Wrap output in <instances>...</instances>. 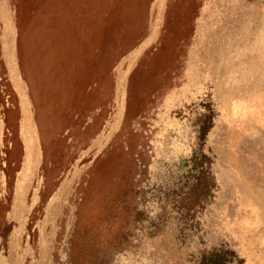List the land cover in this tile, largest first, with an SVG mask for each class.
<instances>
[{"label": "rangeland", "instance_id": "1", "mask_svg": "<svg viewBox=\"0 0 264 264\" xmlns=\"http://www.w3.org/2000/svg\"><path fill=\"white\" fill-rule=\"evenodd\" d=\"M263 188L264 0H0V264H264Z\"/></svg>", "mask_w": 264, "mask_h": 264}, {"label": "bare ground", "instance_id": "2", "mask_svg": "<svg viewBox=\"0 0 264 264\" xmlns=\"http://www.w3.org/2000/svg\"><path fill=\"white\" fill-rule=\"evenodd\" d=\"M237 113V112H236ZM242 120V119H241ZM244 120V119H243ZM253 120V119H252ZM243 123V122H242ZM223 124V123H222ZM219 125H221V124H219ZM247 125V124H246ZM249 125V124H248ZM254 127V126H253ZM219 129V128H218ZM260 131V130H259ZM216 134V133H215ZM219 136V135H218ZM219 138V137H218ZM221 138V137H220ZM247 144V143H246ZM224 147V146H223ZM220 150H222V149H220ZM223 151V150H222ZM246 154V153H245ZM248 156V155H247ZM252 156V155H251ZM248 163V162H247ZM259 163V162H258ZM260 165V164H259ZM237 166V165H236ZM242 168V167H241ZM244 170H246V169H244ZM259 176H260V174H259ZM257 178V177H256ZM255 179V178H254ZM239 180V179H238ZM258 180H260V179H258ZM245 181V180H244ZM230 182V181H229ZM240 182V181H239ZM254 182V181H253ZM262 182V181H261ZM231 183V182H230ZM257 183V182H256ZM246 184V183H245ZM241 185H243V184H241ZM257 186H259L258 184H257ZM261 187H262V185H260ZM260 187V188H261ZM246 188H249V187H246ZM264 189V188H263ZM250 190H251V188H250ZM237 193V192H236ZM256 196V195H255ZM257 197V196H256ZM240 201H238V203H239ZM244 203H245V201H244ZM262 203V202H261ZM264 203V202H263ZM242 204V203H241ZM248 204V203H247ZM245 205V204H244ZM250 205V204H249ZM249 205H247V206H249ZM259 205H260V203H259ZM246 206V205H245ZM261 207V209H262V207L263 206H260ZM219 209V208H218ZM240 211V210H239ZM245 211V210H244ZM224 212V211H223ZM227 212V211H226ZM236 212H237V210H236ZM239 213V212H238ZM237 213V214H238ZM220 214H221V212H220ZM220 216V215H219ZM264 216V215H263ZM229 219V218H228ZM248 219V218H247ZM222 221V220H221ZM257 222V221H256ZM215 223V222H214ZM223 225H224V223H223ZM231 225V224H230ZM257 225V224H256ZM229 227V226H228ZM232 227V226H231ZM230 227V228H231ZM214 228H215V226H214ZM222 229H223V226L221 227ZM225 228V227H224ZM223 230H227L226 228L225 229H223ZM221 231V230H220ZM231 231H233V230H231ZM224 232H226V231H224ZM221 233H223V232H221ZM243 233H246V232H243ZM258 233V232H257ZM256 233V234H257ZM234 234V233H233ZM258 235V234H257ZM257 235H255L256 237H257ZM245 236H247V235H245ZM254 236V237H255ZM243 237V236H242ZM255 237V238H256ZM246 239H247V237H245ZM242 240V239H241ZM244 240V239H243ZM262 241V240H261ZM247 242V241H246ZM253 242H254V240H253ZM260 242V241H259ZM257 243V242H256ZM255 244V243H254ZM252 245H253V243H252ZM259 245V244H258ZM262 245H264V244H262ZM250 248V247H249ZM255 248V247H254ZM263 248V247H262ZM251 249V248H250ZM256 249V248H255ZM254 249V250H255ZM257 253H260L259 251L257 252ZM252 254V253H251ZM254 255H255V252H254ZM250 256V255H249ZM253 257V256H252ZM251 258V257H250ZM259 259V258H258ZM251 260V259H250ZM254 260V259H253ZM263 260V259H262ZM261 261V260H260ZM256 262V261H255ZM254 263V262H253ZM257 263V262H256Z\"/></svg>", "mask_w": 264, "mask_h": 264}]
</instances>
